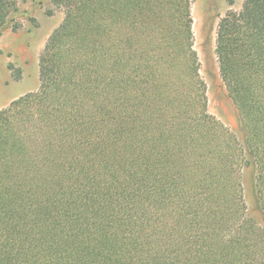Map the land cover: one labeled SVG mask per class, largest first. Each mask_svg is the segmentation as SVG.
I'll return each instance as SVG.
<instances>
[{
  "label": "trees",
  "instance_id": "1",
  "mask_svg": "<svg viewBox=\"0 0 264 264\" xmlns=\"http://www.w3.org/2000/svg\"><path fill=\"white\" fill-rule=\"evenodd\" d=\"M50 1L38 89L0 109V264H264V0L216 31L240 137L208 112L191 0Z\"/></svg>",
  "mask_w": 264,
  "mask_h": 264
},
{
  "label": "rangeland",
  "instance_id": "2",
  "mask_svg": "<svg viewBox=\"0 0 264 264\" xmlns=\"http://www.w3.org/2000/svg\"><path fill=\"white\" fill-rule=\"evenodd\" d=\"M10 13L0 28V109L39 86L38 59L50 34L62 23L63 12L50 0H7ZM243 0H191L193 49L199 74L206 86L208 112L240 137L236 111L221 81L215 39L219 21L228 13H238ZM248 215L254 213L250 172L242 177Z\"/></svg>",
  "mask_w": 264,
  "mask_h": 264
},
{
  "label": "crops",
  "instance_id": "3",
  "mask_svg": "<svg viewBox=\"0 0 264 264\" xmlns=\"http://www.w3.org/2000/svg\"><path fill=\"white\" fill-rule=\"evenodd\" d=\"M16 99H17V98H16ZM11 102H12V101H11ZM11 102H10V103H11ZM10 103H9V104H10ZM9 104H8V105H9Z\"/></svg>",
  "mask_w": 264,
  "mask_h": 264
}]
</instances>
